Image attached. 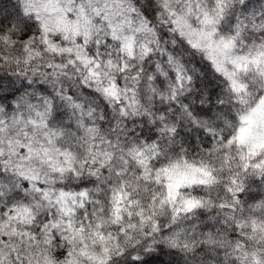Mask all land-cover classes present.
Returning a JSON list of instances; mask_svg holds the SVG:
<instances>
[{
    "label": "clouds",
    "instance_id": "obj_1",
    "mask_svg": "<svg viewBox=\"0 0 264 264\" xmlns=\"http://www.w3.org/2000/svg\"><path fill=\"white\" fill-rule=\"evenodd\" d=\"M262 100L264 0H0V264H264Z\"/></svg>",
    "mask_w": 264,
    "mask_h": 264
},
{
    "label": "snow or ice",
    "instance_id": "obj_2",
    "mask_svg": "<svg viewBox=\"0 0 264 264\" xmlns=\"http://www.w3.org/2000/svg\"><path fill=\"white\" fill-rule=\"evenodd\" d=\"M241 120L242 126L236 136L237 141L250 145L252 152L256 149H264V100L247 115L241 117Z\"/></svg>",
    "mask_w": 264,
    "mask_h": 264
}]
</instances>
